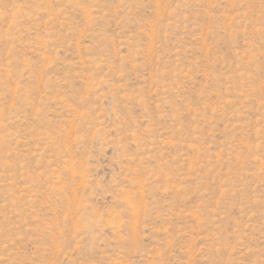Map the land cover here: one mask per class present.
I'll return each mask as SVG.
<instances>
[{
    "label": "rangeland",
    "instance_id": "374dc122",
    "mask_svg": "<svg viewBox=\"0 0 264 264\" xmlns=\"http://www.w3.org/2000/svg\"><path fill=\"white\" fill-rule=\"evenodd\" d=\"M0 264H264V0H0Z\"/></svg>",
    "mask_w": 264,
    "mask_h": 264
}]
</instances>
